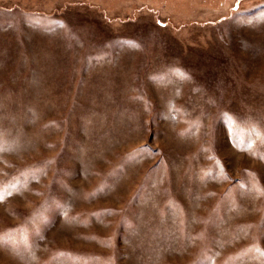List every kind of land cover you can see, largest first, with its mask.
I'll list each match as a JSON object with an SVG mask.
<instances>
[{
  "label": "rangeland",
  "instance_id": "1",
  "mask_svg": "<svg viewBox=\"0 0 264 264\" xmlns=\"http://www.w3.org/2000/svg\"><path fill=\"white\" fill-rule=\"evenodd\" d=\"M0 264H264V0H0Z\"/></svg>",
  "mask_w": 264,
  "mask_h": 264
}]
</instances>
